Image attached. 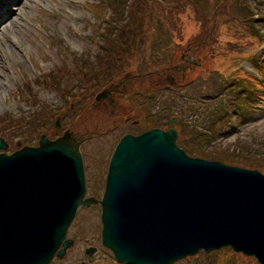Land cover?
Masks as SVG:
<instances>
[{"label":"water","instance_id":"1","mask_svg":"<svg viewBox=\"0 0 264 264\" xmlns=\"http://www.w3.org/2000/svg\"><path fill=\"white\" fill-rule=\"evenodd\" d=\"M151 136L124 141L112 160L102 202L108 244L132 264H171L231 244L264 264V185L242 170L187 162L172 137ZM41 145L0 155V264H48L88 204L73 142ZM138 242L149 250L142 257L130 248Z\"/></svg>","mask_w":264,"mask_h":264},{"label":"rangeland","instance_id":"2","mask_svg":"<svg viewBox=\"0 0 264 264\" xmlns=\"http://www.w3.org/2000/svg\"><path fill=\"white\" fill-rule=\"evenodd\" d=\"M96 1H17V11L0 26V116L5 113H12L15 118L22 115V117L27 116L32 119L34 112H42L43 116L39 115L40 119L38 120H42L46 124V128L51 127L49 131L53 132L54 120L52 118L61 115L62 126L58 130L60 133L69 129L84 135L86 139L84 152L88 196L100 199L105 186L106 163L113 147L111 136L104 134V130L110 123L109 113L106 111L90 113L88 105L84 108V103L79 102V95L82 96L81 94L84 93L85 88L79 87L78 82L80 81L72 77H64V86L61 87L62 89L68 88V92H65L67 98H63V94L56 95L54 92L48 91V87L34 84H32L31 92L37 93V96L31 102L27 99L28 93L26 91L24 92L25 99L20 98L17 93L19 90L24 91L20 89L23 85V75L33 80L40 72L46 73L58 65L69 64V67L77 64V59H80L78 52L83 48L87 50L89 47L85 36L90 33V21L93 18L98 20L97 16H94L91 10L86 7V4L91 5ZM210 2L212 15L216 2L215 0ZM250 2L256 4V0H250ZM186 7L191 12L179 16L177 8H173L171 12L160 11L163 18L172 19L173 25L163 24L164 31L161 30L159 23L153 22V25L145 26L144 29L150 30V35L145 44L151 45L153 49L159 45L164 46L163 35L171 33L177 43L185 45L192 39V42L196 45L195 36L201 34L202 29L207 32L209 26L200 23V12L197 9L189 5ZM218 10L221 13L219 17L229 18V13H234L236 17L243 16L241 6L233 2L227 8L223 4L220 5ZM153 12L156 13L155 10ZM181 16H183L182 19ZM187 18L193 19L195 25L186 24L185 20ZM250 33L252 32L246 24L236 25L233 23L222 25L213 32L212 41L216 40L217 43L221 44L220 40L222 39L235 55L230 62L227 60V55H214V59L221 63L220 68L229 73L231 77L219 76L221 73L220 68L204 75L208 69L207 58L204 57L203 53L196 54V58H200L201 63L198 62L199 65L194 66L188 72L189 77L183 81L182 90L187 91V93H183L181 97L187 96V99L181 103L176 97L169 98V94L163 96L169 102L170 112H177L180 118L182 117L179 123L181 135L188 147L197 154L206 153L220 158H230L233 156L230 154V150L237 153L238 149H241L244 152V157L254 158L257 163L264 164V88L263 86L260 88L256 86L249 100L243 98L239 100L234 97V93L238 88L234 89L231 84L233 78L243 74V72L250 73L255 67L254 63L257 64L264 58V36L261 39L259 36ZM261 33L264 34V30H261ZM56 45L59 48H56ZM225 48L222 46L218 50L222 51ZM153 55L160 62L153 61L149 63L152 70H159L166 66L159 54L154 53ZM141 66L139 72L142 70L149 71L147 66L146 69H142ZM250 68L251 71L248 70ZM197 76L202 77L198 78ZM192 77L194 78L191 79ZM240 86L241 83L237 87L240 88ZM261 89H263V92H261ZM34 102L35 107L32 104ZM243 102L246 107L245 116L242 115V110L239 109V105ZM180 106H183L181 111ZM80 107H82V110H80ZM222 112L229 115L230 118L223 114L224 120L220 119L219 115ZM243 117L245 121H250L249 127L242 131L231 129L241 124ZM229 120L228 126L232 127L229 128V132L226 134L223 128L226 127ZM31 122L34 123V121ZM195 123L196 128L205 129L207 133H218L222 130L224 137L220 142L224 141V143H219V140H217L215 144H218V146L202 152L201 145L208 139L202 131L192 126ZM26 124V126H30V123ZM18 125L16 124L14 127L16 128ZM26 126L21 127L27 128ZM213 126L216 127L213 128ZM15 128V132L12 133L14 135L17 132ZM4 130L2 125L0 134H3ZM33 136L34 139L36 136V140L32 141L31 145L36 146L40 135H38V131H34V128H30V137ZM16 138L13 135L7 137L9 141ZM234 146H239V148L233 151ZM19 147L21 146H16L14 151L18 150ZM10 150L7 152L11 153ZM248 151L250 152L248 153ZM101 227L100 205H91L88 208L82 207L68 233V236L75 241V248L70 249L68 255L63 259H56L53 264H90L84 250L87 245H100ZM101 250L104 249L101 248ZM223 252L217 253L222 255ZM210 254L202 253L198 258L186 259L176 264H219V257ZM96 258L98 260L95 262H100L106 256L102 251ZM222 260L224 264H232L226 263L225 257ZM231 260L233 261V257Z\"/></svg>","mask_w":264,"mask_h":264},{"label":"bare ground","instance_id":"3","mask_svg":"<svg viewBox=\"0 0 264 264\" xmlns=\"http://www.w3.org/2000/svg\"><path fill=\"white\" fill-rule=\"evenodd\" d=\"M146 160H147V158L145 157V158H144V160H143V162H145ZM151 169H152V171H154V169H153V168H151Z\"/></svg>","mask_w":264,"mask_h":264}]
</instances>
